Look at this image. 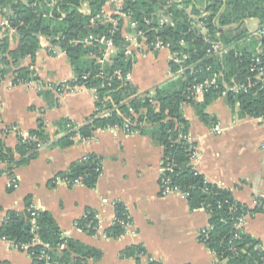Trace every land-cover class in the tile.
Wrapping results in <instances>:
<instances>
[{"label":"trees","instance_id":"trees-1","mask_svg":"<svg viewBox=\"0 0 264 264\" xmlns=\"http://www.w3.org/2000/svg\"><path fill=\"white\" fill-rule=\"evenodd\" d=\"M107 1L0 0V16L7 21L6 27L0 25V34L4 35H0V79L11 72L14 85L39 81L31 65L42 36L65 53L73 70V79L57 83L55 87L60 88L57 93L73 86L93 88L97 95L95 107L105 111V114L95 112L79 124L62 118L58 122L62 134L56 140L49 139L42 118H38L36 127L27 137L18 135L12 148L0 138V163L4 170L8 175H14V168L36 158L41 146H69L76 140L91 138L98 130L128 120V134H147L163 147L162 160L170 166L165 172L169 185L178 186L190 209L203 208L208 214V223L199 232V241L225 264H264L261 242L235 227L238 218L264 209V197H258V203L249 208L236 200L229 189L207 181L191 165L195 149L188 137L189 123L183 116V106L190 105L203 123L214 124L215 119L205 112V107L220 97L223 84L232 80L246 81L250 77L254 80L257 68L264 65V0H171L169 3L168 0H122L121 12L137 23V28L145 32L149 42L161 40L179 57L187 56L181 64L169 61L173 74L182 68L180 75H173L166 82L143 92L117 77V71L121 74L131 71L135 62L133 53L126 54L127 42L121 35L122 20L115 25L112 21L100 19L90 22L102 12ZM83 8L88 11H82ZM163 16L169 21L161 24L159 19ZM116 18L117 15L112 16V19ZM250 19L257 20V31H263L261 35L249 31L245 21ZM9 29L18 36L14 49L9 48ZM88 36H103L116 46V52L103 65L98 60L102 56L103 44L85 42ZM214 42L228 48L227 52L209 53L207 50ZM27 57L31 64L22 65ZM208 78H215L216 86L204 93L201 100L196 99L191 86ZM260 79L255 84L252 81L247 91L224 97L233 113L237 103L238 117L264 120V77ZM108 82L111 85L106 86ZM39 95L49 106L58 105V98L50 91H39ZM100 161L96 155L88 154L70 163L51 181L55 183L56 177H82V184L93 187L98 178L95 168ZM32 211L33 206L28 200L22 212L7 211L0 226V237L20 245L30 243L36 236L39 244L32 245L30 250L38 253L43 247L41 244L48 243L53 249L46 252L53 264H87L88 259L100 257L98 249L64 237L47 211H37V229L33 230ZM92 212L86 210V216L76 221V225L88 234L94 232L89 225ZM114 212L117 221H130L122 203L115 204ZM123 232L118 222L107 229L111 238ZM143 254L145 250L138 245L128 246L121 252V256L135 257L136 260ZM32 264H44V261L34 258ZM146 264L161 263L147 256Z\"/></svg>","mask_w":264,"mask_h":264},{"label":"crops","instance_id":"crops-1","mask_svg":"<svg viewBox=\"0 0 264 264\" xmlns=\"http://www.w3.org/2000/svg\"><path fill=\"white\" fill-rule=\"evenodd\" d=\"M121 4L122 0H108L102 10L112 17ZM245 23L250 32L258 30L257 20ZM0 25L7 26L1 16ZM130 30L128 21H124L121 35ZM7 35L9 48L14 49L18 36L12 29ZM39 44L31 65L38 82L14 85L11 72L0 79V138L11 148L18 135L27 137L36 127L38 118L43 119L52 141L62 134L58 127L62 118L79 124L95 113L93 89L73 86L58 94L51 88L73 79V70L58 46L42 36ZM131 46L135 62L129 82L138 92L172 77L167 48L151 50L144 43ZM30 64L28 57L22 61V65ZM39 91H50L58 98V105L49 106ZM237 111V103L233 113L224 97L215 98L205 107L215 123L207 125L192 106H183V116L189 123L188 136L195 147L191 165L207 181L229 189L236 200L252 208L258 197H264V120L238 117ZM215 125L221 128L220 133L213 132ZM88 154L101 160V174L93 187L52 183L57 173ZM162 158L163 147L147 134L102 129L69 146H41L36 158L14 168L17 186L13 189L7 187L9 175L0 163V226L7 211L22 212L28 200L36 209L52 215L64 237L100 251V257L88 259L87 264H146L147 256L161 264H217L215 254L199 241V232L208 223L206 211L190 209L182 193L161 195ZM116 203L123 204L131 224L120 236L111 238L104 234L113 224ZM86 210L99 214V227L93 234L76 225ZM242 228L264 246V209L247 215ZM137 245L145 250L139 260L121 256L123 249ZM0 264H32V259L0 237Z\"/></svg>","mask_w":264,"mask_h":264},{"label":"built area","instance_id":"built-area-1","mask_svg":"<svg viewBox=\"0 0 264 264\" xmlns=\"http://www.w3.org/2000/svg\"><path fill=\"white\" fill-rule=\"evenodd\" d=\"M170 1L171 0H168V3ZM82 11H88V10L86 8H83ZM116 15H117V18L112 19V17L106 15L102 10L101 13L92 17L90 19V22L95 23L97 20L100 19V21L101 20L112 21V23L115 25L119 20H122V23H124V21H128V27H130L131 30H130L129 34L122 36L124 38V40L127 42L126 54H130L133 52V51H130V49L132 47L131 45H134L135 47L136 46L139 47L141 44L144 43L145 46L151 50H157L160 48H167L170 52V55H169L170 61H173L174 63L181 64L183 59L187 58V56L185 54H183L181 57H179L177 55V52H171L169 49V45L163 43L161 40L156 39L152 42H149L144 36L145 32L137 28V23L130 21L128 15L121 12V6H119L117 8ZM168 21H169V18L167 16L160 17V19H159V23H161V24L167 23ZM122 26H123V24H122ZM255 33L261 35L263 33V31L262 30L256 31ZM84 41L87 43L93 42V43H102L103 44L102 56L100 59H98L99 62L102 63V65L104 63H106L109 60L110 56L116 52V46L112 43V40L111 39H105L103 36L100 38H94L92 36H88L84 39ZM227 50H228V48H224L220 43L214 42V43H211V45L207 51L213 55L214 54L219 55L222 53H226ZM256 61H258V59H256ZM250 71H253V68H251ZM257 71H258V74L255 75L254 80H253V78L250 77L246 81H242V82L232 80L231 83H224L222 89L220 90V97H226L228 94L236 95L242 91L243 92L247 91L249 86L252 85L251 84L252 81H254L253 84H255V83H257L258 80H261L260 79L261 76L264 77V65L259 66L257 68ZM130 72L131 71H128V72H125L124 74H121L119 71H117V77H118V79L123 80V83L129 82ZM181 72H182V68H179V70L176 73L172 74V76L173 75L178 76L181 74ZM99 74H102V71H100ZM83 78H86V77H83ZM109 85H111V82H108L106 84V86H109ZM55 86H57V84L53 85L51 88L54 91L58 92L60 88L58 89ZM215 86H216L215 78H208L202 82L194 83L191 86V92H192V95L196 99H198V97H202L204 95V93L208 92L211 87H215ZM91 89H93V88H91ZM93 91L95 92V89H93ZM96 99H97V95L95 92V100ZM95 112H97L98 114H105V111L99 110L97 107H95ZM129 126H130V122L128 120H125L121 125L115 124V125L111 126L110 128H107V129H110L114 132L122 131L125 134H128L127 132L130 129ZM213 132L220 133L221 128L218 125H215L213 127ZM180 137L185 138L184 135H180ZM75 139H78V136H76ZM262 147L264 148V144ZM194 149H195V147H194ZM194 155H195V152L193 153L191 160L194 157ZM169 168H170V166L168 164H164V161L162 160V162H161V174H160V178H159V187H160L161 195H168V194L178 193V192L181 193L178 186L169 185V178L165 175V172ZM101 170L102 169H101V161H100V162H98V164L95 168V172H96L97 176H99L101 174ZM54 182H60V183L62 182V183H65L66 185L72 186V185L82 184V177H76L73 179L56 177ZM16 186H17L16 177L14 175H9L8 181H7V187L9 189H13ZM256 203H258L257 200H255V204ZM37 211H38V209L33 207V211L30 214L33 230L37 229V222H36ZM92 213H93L92 214L93 217H92V220L90 221L89 225L91 226V229H93V231H94L93 233H95L99 227V214L95 211H93ZM82 216H86V213H84ZM244 220H245L244 216L238 218L237 222L235 223V227L237 229H243L242 227H243ZM115 222H118L122 226L124 231L131 224V221H129V220L117 221L116 217H114L113 224ZM104 235L107 236L106 232ZM1 238L4 240L10 241L4 237H1ZM10 242L14 247L19 249L20 251L26 252L32 260L34 258H37V259L43 260L44 264H53L52 261L50 260V255L46 252L47 250L53 249L51 247V245H49L48 243H43V244L40 243L43 247L38 253L34 252L33 250H30V247L32 245L39 244V239L36 236L33 237L32 241L30 243H22L20 245H17V244H14L12 241H10ZM60 246H61L60 248L63 247V245H60ZM223 262L218 261L217 264H223Z\"/></svg>","mask_w":264,"mask_h":264},{"label":"rangeland","instance_id":"rangeland-1","mask_svg":"<svg viewBox=\"0 0 264 264\" xmlns=\"http://www.w3.org/2000/svg\"><path fill=\"white\" fill-rule=\"evenodd\" d=\"M154 77V76H153Z\"/></svg>","mask_w":264,"mask_h":264}]
</instances>
